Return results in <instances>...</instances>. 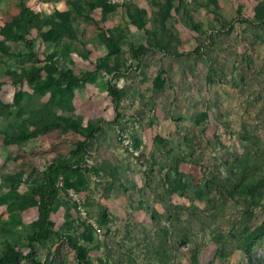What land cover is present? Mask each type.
I'll list each match as a JSON object with an SVG mask.
<instances>
[{"label": "rangeland", "instance_id": "obj_1", "mask_svg": "<svg viewBox=\"0 0 264 264\" xmlns=\"http://www.w3.org/2000/svg\"><path fill=\"white\" fill-rule=\"evenodd\" d=\"M263 19L264 0H0V252L264 264ZM97 126L59 178L57 235L29 244L41 169Z\"/></svg>", "mask_w": 264, "mask_h": 264}, {"label": "trees", "instance_id": "obj_2", "mask_svg": "<svg viewBox=\"0 0 264 264\" xmlns=\"http://www.w3.org/2000/svg\"><path fill=\"white\" fill-rule=\"evenodd\" d=\"M26 17L20 18V22L27 29L40 31V14L38 11H32L28 7L25 8ZM251 23L249 19H242ZM260 25H264V19L260 21ZM198 51V48H196ZM143 52V51H142ZM92 72L88 71L81 78L62 75L61 80H66L70 83H77L85 80ZM109 91L112 96V102L116 103V91L112 85H109ZM49 129V125L34 126L31 129L21 131L13 137L15 143H21L26 140L37 138ZM100 131V127L93 128L84 139L75 143V147L68 150L65 154H56L48 159L46 165L41 169L42 182L36 185L32 190L34 199V207L36 210V229L29 237V244L37 242L42 244L53 239L57 235V231L52 227L51 214L55 202L60 194L58 181L60 177H66L70 172L75 171L85 161L88 152L87 141L92 135ZM32 254L22 252L14 246H6L0 252V264H17L21 257L31 258ZM250 264H253L250 262Z\"/></svg>", "mask_w": 264, "mask_h": 264}, {"label": "built area", "instance_id": "obj_3", "mask_svg": "<svg viewBox=\"0 0 264 264\" xmlns=\"http://www.w3.org/2000/svg\"><path fill=\"white\" fill-rule=\"evenodd\" d=\"M113 1H115V0H113ZM117 1V0H116Z\"/></svg>", "mask_w": 264, "mask_h": 264}]
</instances>
